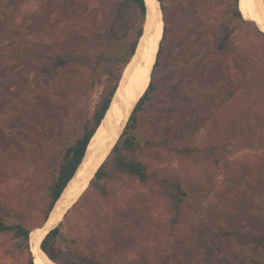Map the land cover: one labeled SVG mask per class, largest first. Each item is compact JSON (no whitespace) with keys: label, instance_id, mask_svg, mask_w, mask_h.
Here are the masks:
<instances>
[{"label":"rangeland","instance_id":"rangeland-1","mask_svg":"<svg viewBox=\"0 0 264 264\" xmlns=\"http://www.w3.org/2000/svg\"><path fill=\"white\" fill-rule=\"evenodd\" d=\"M83 2L0 0V52L26 50L38 59L42 53L83 46L102 19L98 3L91 2L84 12ZM166 5L165 67L155 79L173 88L179 99L162 93L155 99L158 109L179 111L173 117L143 116L135 132L144 137L149 130L164 133L179 125L187 143L203 148L183 163L167 154L145 157L151 171L180 178L187 192L183 216L173 230L168 203L150 186L108 182L111 204L133 209L137 223L121 225L111 204L89 190L64 217L58 244L98 250L105 264H264V67L256 74L263 83H246L250 66L238 56L252 54L263 66L264 37L255 36V24L234 19L233 0H166ZM229 21L236 29L235 54L219 60L211 54L212 34ZM135 35L136 30L114 41L111 52L123 53ZM27 67L26 60L0 58V204L12 211L9 224L23 214L34 229L45 222L52 184L101 94L100 85L87 89L88 76H105L102 69L93 74L86 67H72L49 80L31 73L22 93L1 105L2 95L17 89ZM226 76L237 79L232 83L236 92L225 112L217 113L215 104L230 84L224 85ZM237 118L242 122L235 123ZM248 128L260 131L257 141L240 147L232 136ZM11 237L0 235V264H26L24 243Z\"/></svg>","mask_w":264,"mask_h":264},{"label":"trees","instance_id":"trees-1","mask_svg":"<svg viewBox=\"0 0 264 264\" xmlns=\"http://www.w3.org/2000/svg\"><path fill=\"white\" fill-rule=\"evenodd\" d=\"M163 12L164 19V33L161 40L156 62L152 73V79L145 94L141 97L135 106L132 115L127 123V126L121 135L119 141L113 148L111 154L107 157L105 162L99 168L95 177L90 183V187L83 193L87 194L89 190H95V193L106 199L107 204H111V194L109 192L108 182H115L116 185H122L124 182L133 180L141 184L151 187V192H158L162 195L168 203L171 213V225L173 230L179 224L184 210L187 207L186 189L183 188L180 178L162 177L158 172L150 170V164L146 158H155L156 155L167 154L173 158H177L180 163L183 160L191 159L203 151L196 145L186 142V134L181 129L182 126L175 125L170 132L159 133L154 129L149 134L147 131L144 137L136 135V132L141 128V121L143 116L149 114L161 115L164 117H173L178 111V107L158 109L156 107V95L162 93L169 96L170 99L178 100L179 95L174 92L170 86H163L159 80L155 79L157 72L165 67L166 42L169 34V23L166 17L168 6L166 0H159ZM91 2L98 3L99 11L102 19L98 23L95 33L91 39H88L75 50L68 52L56 51L42 53L39 55V60L31 58L25 50L12 49L9 53L4 54L0 52V58L13 59L15 61H28L30 67H27L18 78V87L12 92L6 93L1 97V105L7 104L18 97L24 90V86L30 78V74L34 73L38 77L49 80L59 73L66 72L72 67H86L89 68L93 74L103 70L105 78L95 79L92 75L88 76L86 81L87 89L93 91L98 85L102 87L101 94L97 101L94 112L87 117L84 125L83 136L78 138L75 145L71 147L66 155L64 163H62L59 175L52 184V190L49 192L50 200L46 204V211L44 212V221L48 218L54 209L57 201L62 193L75 176L80 167L91 138L96 133L105 114L110 108L114 94L119 85L125 66L130 62L131 58L136 52L138 42L143 34L144 24L146 21L147 8L145 0H85L83 2V11L87 12ZM234 19H239L245 24H255L253 21L243 19V15L239 10V0H233ZM136 30L134 40L129 44L123 53L113 54L111 46L114 41H122L128 38L133 31ZM235 28L231 21L228 23L221 22L212 34L211 54L217 59H227L234 56L235 44L233 36ZM255 36L264 37V31L260 30L255 24ZM261 49H263L261 47ZM264 50V49H263ZM259 54V51H255ZM264 54V53H263ZM246 64L250 66L249 78L246 77V83H263L262 76L256 75L260 72L264 65H260L252 54L238 55ZM264 57V56H262ZM32 60V61H31ZM32 62V63H31ZM224 85L228 84V89H225L219 100L215 104L216 112H225L226 105L229 104L233 98L236 88L232 83H238L237 79L231 76H226L223 79ZM178 90V89H177ZM189 101L193 99L189 97ZM188 108V107H187ZM83 115L81 114L80 117ZM242 122V118H237L235 123ZM213 127L218 128L219 122L217 119L212 121ZM243 125V130H244ZM260 131L257 129L248 128L247 131L236 133L232 136L237 145L246 147L249 143H255ZM227 140V137H224ZM222 145H226L224 141ZM80 197V199L83 197ZM79 199V200H80ZM78 200V202H79ZM77 202V203H78ZM75 206V205H74ZM118 213L119 222L122 224L134 225L137 223L133 218L134 210L131 208L121 207V210L116 209L115 204L110 205ZM12 211L4 205L0 204V235H11L12 239L18 242H23L27 251L28 258L26 264H35L34 257L30 250L29 238L32 231L31 226L28 227L26 218L20 214L18 223L9 224L7 220L11 217ZM67 216V214L65 215ZM169 222V223H170ZM45 223V222H44ZM43 223V224H44ZM30 225V222H29ZM62 223L55 229L51 230L42 242V249L54 260L57 264H105L98 258V250L79 251L78 249L62 248L58 244V237L60 235ZM260 243V240H257ZM255 264H261L253 261Z\"/></svg>","mask_w":264,"mask_h":264},{"label":"bare ground","instance_id":"bare-ground-1","mask_svg":"<svg viewBox=\"0 0 264 264\" xmlns=\"http://www.w3.org/2000/svg\"><path fill=\"white\" fill-rule=\"evenodd\" d=\"M146 3L149 15L144 36L135 58L125 68L122 82L108 115L91 138L80 167L56 203L49 220L45 225L43 224L44 227L41 225L36 230L32 229L34 231L30 234L29 245L35 264H55L40 249V243L50 229L62 223L72 205L77 203L90 187L89 183L95 177H93L95 171L109 156L113 146L118 142V136L130 112L149 87L165 23L162 9H159L160 2L146 0ZM239 10L244 20L253 21L260 30L264 31V0H239Z\"/></svg>","mask_w":264,"mask_h":264},{"label":"water","instance_id":"water-1","mask_svg":"<svg viewBox=\"0 0 264 264\" xmlns=\"http://www.w3.org/2000/svg\"><path fill=\"white\" fill-rule=\"evenodd\" d=\"M159 1V0H158ZM160 2V1H159ZM145 4H146V8H147V14H146V21H145V24H144V30H143V34H142V36L140 37V39H139V42H138V46H137V48H136V52H135V54L133 55V57L131 58V60H130V62L129 63H131V61H133V59L135 58V56H136V54H137V52H138V48H139V45H140V42H141V39L143 38V36H144V32H145V25H146V23H147V20H148V6H147V3H146V0H145ZM161 4V3H160ZM239 7V6H238ZM159 9L161 10L162 8H160V6H159ZM129 65V64H128ZM125 71V70H124ZM123 76H124V72H123V74H122V76H121V78H120V82H119V85H118V87H117V90H116V92H115V94H114V97H113V100H114V98L116 97V94H117V92H118V90H119V87H120V84H121V82H122V79H123ZM113 100H112V102H113ZM112 102H111V105H110V108H109V110L107 111V113L105 114V117L103 118V120H102V122H101V124L103 123V121L105 120V118H106V116L108 115V112L110 111V109H111V106H112ZM135 108V107H134ZM134 108L132 109V111L130 112V115H129V117H128V120L125 122V124H124V126H123V129H122V131H121V133L119 134V136H118V141H119V139H120V137H121V135L123 134V132H124V130H125V128H126V126H127V123H128V121H129V119H130V117H131V115H132V112H133V110H134ZM100 124V125H101ZM117 143H115V145H116ZM115 145L113 146V148L115 147ZM113 148H112V150H113ZM112 150H111V152H112ZM111 152H110V154H111ZM109 154V155H110ZM106 160V159H105ZM105 161H103L102 163H101V165L98 167V169L95 171V173H94V175H93V177L95 176V174L97 173V171L99 170V168L102 166V164L104 163ZM92 177V178H93ZM90 184V183H89ZM69 185V184H68ZM89 186V185H88ZM87 186V187H88ZM86 187V188H87ZM63 194V193H62ZM62 196V195H61ZM61 198V197H60ZM59 198V199H60ZM58 202V201H57ZM74 205H76V203H74ZM74 205H72L73 207H74ZM56 206V205H55ZM55 208V207H54ZM54 210V209H53ZM53 210H52V212H53ZM51 212V213H52ZM51 213H50V215L48 216V218L46 219V222L44 223V225L47 223V221L49 220V218H50V216H51ZM44 225L42 226V227H44ZM57 226H59V225H56L55 227H53L52 229H50V231L51 230H53V229H55ZM41 227V228H42ZM37 228H35L34 230H36ZM34 230H32V231H34ZM32 231H31V233H32ZM49 231V232H50ZM48 232V233H49ZM30 233V234H31ZM44 239H45V237H44ZM43 239V240H44ZM30 238H29V244H30ZM43 242V241H42ZM40 249L45 253V255H46V257L52 262V263H55V264H57L54 260H52L50 257H49V255L42 249V243H40ZM30 250H31V248H30ZM32 252V251H31ZM32 255H33V253H32ZM33 257H34V255H33Z\"/></svg>","mask_w":264,"mask_h":264}]
</instances>
